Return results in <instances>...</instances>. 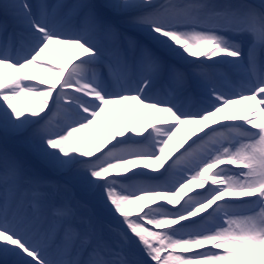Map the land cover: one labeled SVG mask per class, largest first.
<instances>
[{"label":"snow or ice","instance_id":"obj_1","mask_svg":"<svg viewBox=\"0 0 264 264\" xmlns=\"http://www.w3.org/2000/svg\"><path fill=\"white\" fill-rule=\"evenodd\" d=\"M0 9V264H264V0Z\"/></svg>","mask_w":264,"mask_h":264},{"label":"rangeland","instance_id":"obj_2","mask_svg":"<svg viewBox=\"0 0 264 264\" xmlns=\"http://www.w3.org/2000/svg\"><path fill=\"white\" fill-rule=\"evenodd\" d=\"M0 2H5V0H0ZM7 2H11V0H7ZM27 2L29 4H32L33 6L37 5V0H27ZM101 2H102V0H98V3H101ZM8 15L13 17L11 12H9ZM3 28L4 27H2V28L0 27V42L2 41V39H6V36L3 33ZM59 116H60V113L54 110L53 114H52V120H51L52 125L55 122L60 123L62 121V120H60ZM0 147H6L9 152H12V153H15L16 155H18L24 161L25 165L31 171H33V172H35L37 174H41V175L47 176V177H49L51 179H54V180L58 181L61 184H63L66 181V177L59 176V175L55 174L54 172H52L50 169H48L45 166V164L38 157L32 158L29 153L25 152L26 149H28L29 147L24 142V138L23 137H16V138L10 137L6 144L5 143L3 144V141H0ZM29 155H30L31 158L29 157ZM73 197L75 199H77V200H85V201H87L88 204H89V208L90 209H94V210H97V211L99 210L97 199L93 198V197L85 196L80 191V189L78 187H75V186L72 187V190L70 192L61 191L56 197H54V200L55 201H60V200H64V199H71ZM104 217H105L106 220L110 221L111 223H113V224L116 223V221L111 216H109L106 212L104 213ZM59 243H60V241H56L53 244V246L51 248V251L53 253L54 252L56 253V251H57V247L56 246H58Z\"/></svg>","mask_w":264,"mask_h":264},{"label":"bare ground","instance_id":"obj_3","mask_svg":"<svg viewBox=\"0 0 264 264\" xmlns=\"http://www.w3.org/2000/svg\"><path fill=\"white\" fill-rule=\"evenodd\" d=\"M65 1H67V0H63V2H65ZM40 2V0H37V4ZM46 2H48V3H55L56 2V0H46ZM74 2H76V0H72V2L70 3V4H72V3H74ZM102 2H103V0H102ZM249 2H251V3H259V0H249ZM13 18H14V16H13ZM69 19H71L70 17H69ZM14 20L17 22V20L14 18ZM17 26H18V29H20V31H22V27L19 25V23L17 22ZM142 40H143V42H145V43H148L149 41L147 40V37H144V36H141L140 37ZM217 74H219L220 75V73H217ZM229 78H231V77H229ZM29 97H24V96H22L20 99H19V101H17V103L20 105V106H22V107H27L28 106V102H29ZM194 102V101H193ZM60 116L62 117V114L60 113ZM26 148V147H25ZM25 152H27V153H29L30 155H31V157L32 158H36L37 156L28 148V149H26V151ZM30 155H29V157H30ZM30 157V158H31ZM54 254H55V252H54Z\"/></svg>","mask_w":264,"mask_h":264}]
</instances>
